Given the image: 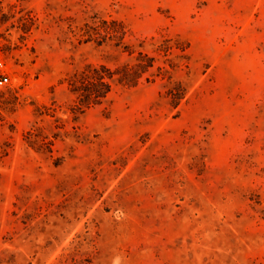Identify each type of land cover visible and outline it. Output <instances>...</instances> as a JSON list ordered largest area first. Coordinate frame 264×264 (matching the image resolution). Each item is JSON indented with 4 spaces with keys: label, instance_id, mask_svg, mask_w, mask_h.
<instances>
[{
    "label": "rangeland",
    "instance_id": "1",
    "mask_svg": "<svg viewBox=\"0 0 264 264\" xmlns=\"http://www.w3.org/2000/svg\"><path fill=\"white\" fill-rule=\"evenodd\" d=\"M0 57V264H264V0H0Z\"/></svg>",
    "mask_w": 264,
    "mask_h": 264
},
{
    "label": "trees",
    "instance_id": "2",
    "mask_svg": "<svg viewBox=\"0 0 264 264\" xmlns=\"http://www.w3.org/2000/svg\"><path fill=\"white\" fill-rule=\"evenodd\" d=\"M140 72L143 73L144 70ZM114 75L115 73L104 65L95 67L89 66L84 69L77 84H71V91L77 98L76 107L82 110L103 102L111 91ZM139 76L140 75H137L135 79L128 81L129 84L135 83L133 80H137Z\"/></svg>",
    "mask_w": 264,
    "mask_h": 264
},
{
    "label": "built area",
    "instance_id": "3",
    "mask_svg": "<svg viewBox=\"0 0 264 264\" xmlns=\"http://www.w3.org/2000/svg\"><path fill=\"white\" fill-rule=\"evenodd\" d=\"M9 80L8 69L4 60L0 57V84H4Z\"/></svg>",
    "mask_w": 264,
    "mask_h": 264
}]
</instances>
